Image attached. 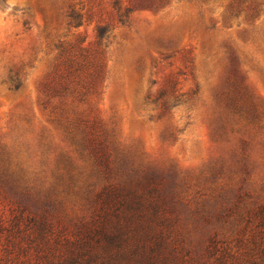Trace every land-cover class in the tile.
<instances>
[{"label": "rangeland", "instance_id": "1", "mask_svg": "<svg viewBox=\"0 0 264 264\" xmlns=\"http://www.w3.org/2000/svg\"><path fill=\"white\" fill-rule=\"evenodd\" d=\"M252 1L0 0V145L25 188L14 198L74 231L109 189L137 186L167 204L197 259L210 237L236 249L234 203L264 205V118L254 127L228 106L241 79L264 105V0L258 16ZM79 47L104 54L88 103L51 83ZM137 214L109 219L118 244L155 230Z\"/></svg>", "mask_w": 264, "mask_h": 264}, {"label": "trees", "instance_id": "2", "mask_svg": "<svg viewBox=\"0 0 264 264\" xmlns=\"http://www.w3.org/2000/svg\"><path fill=\"white\" fill-rule=\"evenodd\" d=\"M260 10L258 1H252L251 16H258ZM103 55L97 48L75 49L51 83H57L79 102L93 101L102 93ZM228 106L239 121L254 127L264 118L262 101L244 79ZM97 152L106 158L103 148ZM21 170L12 154L0 145V264H264V205L240 206L239 197L234 203L240 217L237 248L216 236L210 237L205 242L204 256L197 259L185 243L178 221L168 213L167 204L147 199L137 186L124 193L109 189L100 197L102 211L73 231L61 221H53L47 213H33L14 198L24 194ZM147 193L152 194L150 188ZM122 211L138 213L137 216L149 212L155 224V230L141 231L135 249L118 244L120 235L107 230L109 219Z\"/></svg>", "mask_w": 264, "mask_h": 264}]
</instances>
